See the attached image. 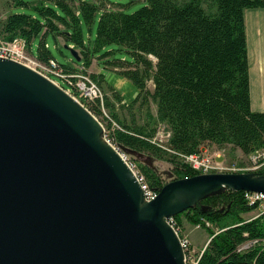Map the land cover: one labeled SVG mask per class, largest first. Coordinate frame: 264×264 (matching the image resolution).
Here are the masks:
<instances>
[{
    "label": "trees",
    "instance_id": "obj_1",
    "mask_svg": "<svg viewBox=\"0 0 264 264\" xmlns=\"http://www.w3.org/2000/svg\"><path fill=\"white\" fill-rule=\"evenodd\" d=\"M51 1L64 15L43 4L34 6L38 15L10 13L0 18V35L7 40L22 37L28 49L31 40L42 33L36 58L44 63L53 58L44 43L45 34L62 36L78 49L82 63L69 66L56 61L64 73L76 70V64L80 66L77 70L85 73L91 58L83 43L79 16L90 24L97 5L80 0L75 5V0ZM145 1L131 13L104 9L93 43L95 50L112 43L120 45L133 57V62L105 60L138 88L131 103L120 100L128 117H122L106 93L91 100L81 97L80 101L105 120L106 138L128 153L147 185L159 191L166 181L150 165V159L172 163L173 180L197 173L181 155L196 152L205 142L246 155L264 149V111L250 107L244 22V10L264 8V0ZM89 77L100 88L102 75L90 72ZM148 80L153 83L151 90ZM113 96L120 99L115 91ZM151 102L156 106L154 113ZM157 124L166 125L169 131L163 142L155 139ZM256 172L264 175V165ZM244 195L242 190L224 188L173 215L178 225L183 217L209 234L196 264H264V213L245 217L258 202L249 204ZM246 240L255 242L237 250Z\"/></svg>",
    "mask_w": 264,
    "mask_h": 264
},
{
    "label": "water",
    "instance_id": "obj_2",
    "mask_svg": "<svg viewBox=\"0 0 264 264\" xmlns=\"http://www.w3.org/2000/svg\"><path fill=\"white\" fill-rule=\"evenodd\" d=\"M102 135L61 87L0 58V264H185L165 218L224 188L264 193L263 174L208 172L170 180L144 201Z\"/></svg>",
    "mask_w": 264,
    "mask_h": 264
},
{
    "label": "rangeland",
    "instance_id": "obj_3",
    "mask_svg": "<svg viewBox=\"0 0 264 264\" xmlns=\"http://www.w3.org/2000/svg\"><path fill=\"white\" fill-rule=\"evenodd\" d=\"M80 1L95 3L97 5L94 19L90 24L85 22L82 15L79 16L83 43L86 46V48L89 50V57L91 58L90 65L84 68V71L87 74H89L90 72H94L102 75L103 80L100 85L101 94L102 95L107 94L106 96L112 101L114 108L118 110V112H120L122 117L126 119L128 117L126 114L127 113L126 107H122L119 105L121 103L120 100L124 101L126 104L131 103V101L136 97L138 93V88L129 78H127L124 74H122L117 68H114L112 65L105 62V60L107 59L110 62L116 60H125L126 62H133V57L130 52H128L120 45L112 43L105 45L101 49L95 50L93 43L96 35L98 19L101 12L104 9H120L125 13H131L134 10L138 9L139 7L145 5L146 1L145 0H80ZM78 3L79 0H75V3H73V5ZM40 4L55 9L59 15H64L63 11L60 8H58L51 0H0V18L3 19L7 14L10 13H27V14H32L33 16L38 15L34 6ZM249 11L250 12L261 11L260 13L264 14V8H247L244 10V17L245 14H247ZM258 23L262 29L264 27V17L260 18L258 20ZM58 25L59 27H61V29L63 28L62 24L58 23ZM65 27L67 30H70V28H68L67 26ZM41 36L42 33H40L35 38H33L30 44L28 45L29 52L31 53V55L35 57L38 54L37 47L42 38ZM0 40L8 41L7 39H5V37H2L1 35H0ZM44 43L46 44V48L50 51L51 56L55 60H57L60 64L70 66L74 63L77 64L82 63V60L76 61V59H74L75 57L74 58L72 57V52H71L72 49L77 51L76 54L79 57L81 56V54L78 52V49L73 48L71 44L66 43L63 40L62 36H54L53 33L47 32L44 36ZM105 51H108L109 53L103 55V52ZM150 58L153 62H155V59L152 56H150ZM30 63H28V65H31L32 67H35L38 70L40 69V66H38L37 63L35 64L33 63L30 64ZM77 64L75 67L80 68V66ZM147 86L150 90L153 88L152 80L147 81ZM249 87H250V79H249ZM255 88H256V92L257 90H259V93L257 92L256 95L257 109H254L253 111H264V86L258 85ZM114 91L119 94L120 99L115 98L113 96ZM68 94L71 97H73L75 100L79 101L78 95H73L70 92ZM251 96L252 95L250 90V98ZM150 109L153 113L155 112L156 106L153 102H151L150 104ZM104 110L106 113L108 112L107 109ZM140 114L141 115L143 114V110L140 112ZM96 118L99 121L102 120L100 121L102 125L105 123L104 119H101L100 117L99 118L96 117ZM141 120L142 118H140L137 115V121L140 122ZM167 131L168 129L166 125L157 124L155 130L156 138L162 142L165 141L167 139V136L169 135ZM104 133H105V128H104ZM105 137H106L105 134L102 135V138L105 139ZM113 145L115 146V149L119 152V154L122 156L123 159H125L127 162L131 160L128 153L117 147L115 144ZM202 145L210 151L208 153L210 154L212 161L216 163H220L224 166V169L216 170V171L218 172L247 171V172H252L254 174H259L256 172L255 168H251L252 164L254 163V159L252 158V156L250 160V157H248L246 154H243L240 150L230 149L228 146L223 148H218L214 144L206 143V142ZM197 151H199V148ZM202 154L205 155V153ZM191 159L204 163L203 160L198 159L196 157H192ZM133 163L135 168L137 164H135L136 162L134 161ZM149 163L155 168L156 172L159 173L164 178V181L168 182L170 181V178L173 177L174 173L172 171V167H174V165L169 161H158L155 159H150ZM137 169L139 170V168ZM245 192H251V191H244V193ZM258 214L261 213L257 206V208L253 209L252 211L244 213V216L253 217ZM206 224L210 226V223L206 222ZM175 228L176 231L178 232L177 234L178 237L181 240H185V244H187V246L186 245L183 246L185 264H196V259L198 255H200V252L203 251L209 238V234L207 230L202 226H200L199 224L188 223L183 217H181V224L179 223L178 225L177 222H175ZM213 229L216 230L217 228L213 227ZM247 247L248 246H246V248Z\"/></svg>",
    "mask_w": 264,
    "mask_h": 264
},
{
    "label": "built area",
    "instance_id": "obj_4",
    "mask_svg": "<svg viewBox=\"0 0 264 264\" xmlns=\"http://www.w3.org/2000/svg\"><path fill=\"white\" fill-rule=\"evenodd\" d=\"M0 58L11 59V60L23 63V64H24V60L35 61L38 66L42 67V75L46 76L47 78H49L51 81H53L57 85L66 86V89L73 92V95L79 96V101L81 97L88 99V100H91L97 97L99 98L102 97L99 86L89 77V74L84 73L80 70H77L78 68L76 70L71 71L70 73H64L61 65H59V63L53 58L48 59L47 63L40 61L35 56L31 55V53L27 49L26 41L22 37H14L8 41L0 40ZM167 132L169 133V131ZM168 137L169 135L167 136V138ZM155 139H157L156 136H155ZM105 140L111 143L110 139L106 137H105ZM208 152L210 151L206 147L201 145L199 147V151L192 153V154L181 155V158L184 161V163L189 165L192 169L196 170L197 173H208V172H214L216 170L224 169V166L222 164L216 163L211 160V156ZM202 153H205V155H203ZM247 156L250 157V160H251V156L254 159V163L252 164L251 168L258 169L259 167L264 165V149L257 150L253 153L248 154ZM192 157L201 159L203 160L204 163H201L197 160H193L191 159ZM125 162L129 166V168L132 170L135 177L141 178L140 188L143 193L144 201H150L151 199H153L157 195L158 191L155 189H152L151 187L147 185V183L144 180L143 175L137 171L136 167L134 168V163H132L131 161L127 162L126 160ZM186 177L187 176H185L184 178ZM244 197L247 199L249 204L258 202V208L260 210V213H264V193L258 192V196H244ZM165 221L178 234L175 228L176 221L173 215L165 218ZM179 241H180V245L182 249H183V246L185 245L187 246V244H185V240H181L179 238ZM253 242H255V240H246L238 246L237 250L240 251V249H244L246 248V246H250L251 243Z\"/></svg>",
    "mask_w": 264,
    "mask_h": 264
},
{
    "label": "crops",
    "instance_id": "obj_5",
    "mask_svg": "<svg viewBox=\"0 0 264 264\" xmlns=\"http://www.w3.org/2000/svg\"><path fill=\"white\" fill-rule=\"evenodd\" d=\"M260 12L249 11L244 17L250 90L252 95L250 98V107L252 110L257 109L256 95L257 92L259 93V90L256 92L255 87L258 85L264 86V27L261 29L258 23V20L264 17V14Z\"/></svg>",
    "mask_w": 264,
    "mask_h": 264
},
{
    "label": "bare ground",
    "instance_id": "obj_6",
    "mask_svg": "<svg viewBox=\"0 0 264 264\" xmlns=\"http://www.w3.org/2000/svg\"><path fill=\"white\" fill-rule=\"evenodd\" d=\"M253 24V23H252ZM74 50V49H73ZM75 52H77L76 50H75ZM81 57V56H80ZM33 63V64H35L36 62L35 61H31V60H24V64L25 65H27V66H29V67H31V68H33V69H35L36 71H38L39 73H41L42 74V67L40 66V69L38 70V69H36L35 67H32L31 65H28V63ZM27 63V64H26ZM30 63V64H31ZM59 87H61L62 89H64L66 92H70L71 94H73V92H71V91H69L68 89H66V86L64 87L63 85H58ZM142 101V100H141ZM135 104V103H134ZM139 105V104H138ZM114 112V111H113ZM116 112V111H115ZM116 114V113H115ZM109 136V135H108ZM149 156V155H148ZM181 161V160H180ZM182 162V161H181ZM194 170V169H193ZM247 172V171H246ZM137 179V178H136ZM137 181L139 182V184L141 185V178H138L137 179ZM245 196H258V192H256V191H251V192H245Z\"/></svg>",
    "mask_w": 264,
    "mask_h": 264
}]
</instances>
